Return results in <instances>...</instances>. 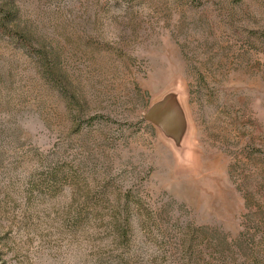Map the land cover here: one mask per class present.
<instances>
[{
  "label": "rangeland",
  "instance_id": "rangeland-1",
  "mask_svg": "<svg viewBox=\"0 0 264 264\" xmlns=\"http://www.w3.org/2000/svg\"><path fill=\"white\" fill-rule=\"evenodd\" d=\"M0 9L24 42L0 29V264L264 250V0ZM170 95L177 137L144 118Z\"/></svg>",
  "mask_w": 264,
  "mask_h": 264
},
{
  "label": "water",
  "instance_id": "water-1",
  "mask_svg": "<svg viewBox=\"0 0 264 264\" xmlns=\"http://www.w3.org/2000/svg\"><path fill=\"white\" fill-rule=\"evenodd\" d=\"M172 96L153 104L144 114V118L156 124L164 133L177 137L178 115Z\"/></svg>",
  "mask_w": 264,
  "mask_h": 264
},
{
  "label": "trees",
  "instance_id": "trees-1",
  "mask_svg": "<svg viewBox=\"0 0 264 264\" xmlns=\"http://www.w3.org/2000/svg\"><path fill=\"white\" fill-rule=\"evenodd\" d=\"M14 23V15L11 14L9 11H5L3 9H0V29H2V31L4 32V34L8 35V36H13L15 37V41H21V45L24 43L22 42V35H20L19 32L16 31H12V25ZM24 45V44H23ZM46 74L48 75V71L46 72ZM49 76L54 79L55 76L49 72ZM62 90V91H61ZM60 93L67 98L66 96H68L66 90L61 89ZM253 238L251 237V239H248V244L249 247L251 249H249V255L247 257V260H249L250 264H264V250L263 249H257V250H253L252 247L256 245V243L254 242V240H252ZM224 241V239H222Z\"/></svg>",
  "mask_w": 264,
  "mask_h": 264
}]
</instances>
